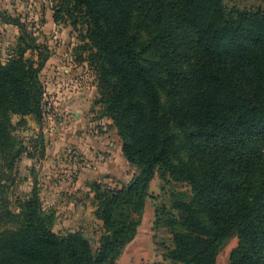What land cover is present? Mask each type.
<instances>
[{
  "label": "trees",
  "instance_id": "16d2710c",
  "mask_svg": "<svg viewBox=\"0 0 264 264\" xmlns=\"http://www.w3.org/2000/svg\"><path fill=\"white\" fill-rule=\"evenodd\" d=\"M53 9L55 22L83 29L95 103L136 174L119 188L88 184L97 247L79 230L53 232L35 189L16 213L3 198L0 264H116L157 173L187 187L171 191L172 213L157 210L155 226L171 234L166 260L216 264L236 233L228 264H264V9L227 11L222 0H56ZM0 19L22 31L17 53L0 60V168L12 182L24 147L11 115L41 123L51 52L1 10Z\"/></svg>",
  "mask_w": 264,
  "mask_h": 264
},
{
  "label": "rangeland",
  "instance_id": "374dc122",
  "mask_svg": "<svg viewBox=\"0 0 264 264\" xmlns=\"http://www.w3.org/2000/svg\"><path fill=\"white\" fill-rule=\"evenodd\" d=\"M55 2L56 0H0V10L23 24L28 36L37 44L47 46L51 52L40 72V79L45 86L44 115L41 123H38L33 115L23 117L18 114L11 115L13 134L24 147V152L16 160L12 182L6 181L3 175L8 171L0 168V203L4 198L9 210L14 213L19 212L20 204L31 198L35 189L43 211L54 214L53 232L63 234L70 230H79L93 247H97L102 226L101 221L93 214L96 206L88 184L99 181L110 188H119L136 174V169L123 156L92 149L91 153L96 161L98 154L110 157V160L101 162L103 168L98 171L100 173L94 179L89 180L83 189L73 190L71 193L59 191L53 206L47 201L48 197L42 185L48 178L45 172L51 166L48 158L45 162L42 159L45 147H47V153L53 150L55 140L69 137L66 141L68 142L70 136L82 134L104 135L106 146L108 142L119 140L111 121L102 117V106L95 103L98 98L97 75L84 59L87 52L80 49L85 42L81 38L84 36L83 29L79 27V30H75L65 21L55 22L53 19ZM222 2L227 11L264 9V3L259 0H222ZM21 34V29L16 25L0 19L1 61L17 53L15 49L16 45L20 44ZM36 54L34 50H27L24 56L36 58ZM53 87L55 93L51 94L50 88ZM64 99L72 102L78 100L80 103L76 108L70 109L63 104ZM47 107H50V112L46 109ZM22 118L25 123L21 124ZM91 121L94 123L89 132L84 128ZM69 145L62 147L64 154L62 160L75 156L74 161L78 164H76L77 168L85 167L91 171L95 165L90 160L84 163V154L77 152L76 149H72V145ZM64 163L67 164V162ZM186 188V185L175 184L168 178H162L158 173L154 176L136 235L126 245L116 264H181L170 263L164 258L167 248L171 246V234L168 227L161 224L155 226L154 221L156 218H161L162 208L172 213L171 191ZM157 210L159 215H157ZM173 212L176 213V211ZM236 245L237 234L232 233L221 245L216 264H228L229 254Z\"/></svg>",
  "mask_w": 264,
  "mask_h": 264
},
{
  "label": "crops",
  "instance_id": "0c3cea01",
  "mask_svg": "<svg viewBox=\"0 0 264 264\" xmlns=\"http://www.w3.org/2000/svg\"><path fill=\"white\" fill-rule=\"evenodd\" d=\"M50 91L51 94H54L55 88L54 87L50 88ZM65 99L63 100L64 101L63 104L70 109L76 108L78 106V103H80L78 102L77 99H76L77 101L75 102ZM75 114L77 115L78 113ZM89 116H91V114H89ZM94 122H96V120H94ZM94 122L91 121V123L85 125L84 129L90 132V129L92 128ZM68 139L69 137L59 138L55 140L53 150H50L47 153H46L47 147H45L44 157L42 158L43 162H45V160L48 158L49 164L51 166V168L45 167L47 168L45 173L48 175V178L44 181V184L42 186L44 187L46 195L48 197L47 201L52 206L56 199L55 197L57 196V193L59 191L60 192L65 191L71 193L73 190L83 189L85 188L89 180L94 179L98 175V173H100L98 171L101 168H103L101 163L102 161L99 160L96 161L93 158V155L91 153L92 149L94 150L98 149V150L106 151L108 153H114L115 156L117 155H119L120 157L122 156L120 141L117 140V142H108V146H106L107 142L104 135L102 136H93L92 134L91 135L82 134L80 136L72 135L70 136V140L66 142ZM69 144L73 146L72 149H76L77 152L79 153L82 152L84 154L85 157L84 163L87 160H90L91 163L95 165L91 171L85 167L77 168L78 164L74 161L76 159L75 156L73 157L70 156L68 159L64 158L65 160H62V158L64 157L63 154L64 145H69ZM78 159L81 158L78 157ZM64 162H67V164H65Z\"/></svg>",
  "mask_w": 264,
  "mask_h": 264
},
{
  "label": "built area",
  "instance_id": "2783aa9c",
  "mask_svg": "<svg viewBox=\"0 0 264 264\" xmlns=\"http://www.w3.org/2000/svg\"><path fill=\"white\" fill-rule=\"evenodd\" d=\"M49 108L50 107H47L46 109L50 112ZM50 116H51V114H50ZM97 160H99V161H108V160H110V157L108 155L98 154Z\"/></svg>",
  "mask_w": 264,
  "mask_h": 264
}]
</instances>
